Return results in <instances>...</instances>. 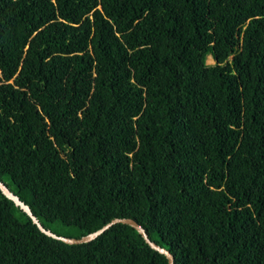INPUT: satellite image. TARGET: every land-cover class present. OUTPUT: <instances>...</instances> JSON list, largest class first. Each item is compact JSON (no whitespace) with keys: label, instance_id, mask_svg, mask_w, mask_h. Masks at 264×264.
<instances>
[{"label":"trees","instance_id":"16d2710c","mask_svg":"<svg viewBox=\"0 0 264 264\" xmlns=\"http://www.w3.org/2000/svg\"><path fill=\"white\" fill-rule=\"evenodd\" d=\"M0 180L59 235L264 264V0H0ZM0 264L168 259L0 190Z\"/></svg>","mask_w":264,"mask_h":264},{"label":"water","instance_id":"95a60500","mask_svg":"<svg viewBox=\"0 0 264 264\" xmlns=\"http://www.w3.org/2000/svg\"><path fill=\"white\" fill-rule=\"evenodd\" d=\"M0 190L5 194L9 199L13 200L14 203L19 206L24 212H26L32 221L39 227V229L46 234L58 238L60 240H63L66 243L74 244V243H84L89 242L95 238H97L101 233H103L106 229H108L112 224L122 222L127 223L137 229V231L144 237L145 241L154 249L158 250L159 252L165 254V256L168 259V264H174V254L166 247L160 245L158 242L152 240L145 228L138 223L135 219L131 217H115L111 219L109 222L104 224L99 229L92 231L88 234H85L81 237H74V236H66V235H59L52 231L51 229L46 228L40 220L37 218V216L33 213L31 207L23 201L15 192H13L6 184L5 182L0 180Z\"/></svg>","mask_w":264,"mask_h":264},{"label":"rangeland","instance_id":"374dc122","mask_svg":"<svg viewBox=\"0 0 264 264\" xmlns=\"http://www.w3.org/2000/svg\"><path fill=\"white\" fill-rule=\"evenodd\" d=\"M207 62L214 63L215 61H214V59L212 58L211 55H208ZM50 227L53 230H56L57 232L66 234L68 236L69 235L75 236L77 234V232H78L77 227L71 226V225H64V224H62L60 222L52 223V224H50Z\"/></svg>","mask_w":264,"mask_h":264}]
</instances>
